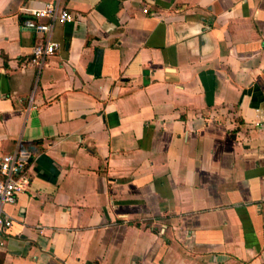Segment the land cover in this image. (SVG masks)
I'll list each match as a JSON object with an SVG mask.
<instances>
[{"label":"crops","instance_id":"0c3cea01","mask_svg":"<svg viewBox=\"0 0 264 264\" xmlns=\"http://www.w3.org/2000/svg\"><path fill=\"white\" fill-rule=\"evenodd\" d=\"M48 1L0 0V156L34 148L0 264H264V0H53L35 34Z\"/></svg>","mask_w":264,"mask_h":264},{"label":"built area","instance_id":"2783aa9c","mask_svg":"<svg viewBox=\"0 0 264 264\" xmlns=\"http://www.w3.org/2000/svg\"><path fill=\"white\" fill-rule=\"evenodd\" d=\"M146 11V9H144ZM74 15L69 9L60 6L57 1H48L41 9L34 10L30 17L22 21V25L35 34L48 32L56 22H72ZM57 47V42L48 38H37L32 45L29 63L42 65ZM32 91L28 96L29 105L33 104ZM30 149L17 145L11 152L0 156V249L4 246L7 231L12 219L5 211V205L14 203L19 192L29 186L28 165L31 160Z\"/></svg>","mask_w":264,"mask_h":264},{"label":"trees","instance_id":"16d2710c","mask_svg":"<svg viewBox=\"0 0 264 264\" xmlns=\"http://www.w3.org/2000/svg\"><path fill=\"white\" fill-rule=\"evenodd\" d=\"M35 142H38V140H36ZM30 146H31V145H29V146H25V147L31 150V152H32L31 159H32V156H33V149H34V148L32 149V147H30Z\"/></svg>","mask_w":264,"mask_h":264}]
</instances>
